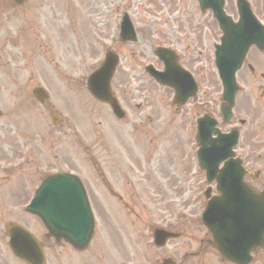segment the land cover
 Wrapping results in <instances>:
<instances>
[{
    "label": "rangeland",
    "instance_id": "374dc122",
    "mask_svg": "<svg viewBox=\"0 0 264 264\" xmlns=\"http://www.w3.org/2000/svg\"><path fill=\"white\" fill-rule=\"evenodd\" d=\"M74 1L79 4L77 10L71 6ZM117 1L131 14L132 22L139 33L134 46H124L128 56H122L121 66L113 80V87L122 105L131 114H137L135 108L141 104L144 97L160 96L165 99L167 96L163 91L155 90L142 74V67L151 59V49L160 45L161 41L167 44L171 41L168 34L160 33L161 29L164 31V28H171V35V30L175 31L172 27L177 26L181 31L192 33L191 41L195 42L193 46L199 51L193 64L199 68L208 66L210 69L211 53L204 54V46L207 44L206 41L201 43L200 35L194 30L192 16L183 11L179 14L180 19L178 18L176 5L179 6V0H132L125 3L121 0H30L29 3L33 4L31 13L24 16L17 14V25L11 19L9 24H5V29H0V157L5 152L4 145L17 143V165L20 163L17 171V214L21 221L25 216L22 209L44 176L57 172H72L79 175L85 183L97 221L90 255L95 254V246L101 247V242H104L105 250H100L99 254L110 256L112 264H153L156 259L160 261L165 257L180 261L186 250L183 249L184 242L181 240L172 241L169 247L162 251H153L150 232L146 228L147 217H128L120 223L118 233L114 231V216L97 206L99 201L103 209H107L110 200L106 199L108 197L102 189L98 190L100 184L89 162L82 157L83 151L90 149L92 156H86L95 157L98 161L103 159L100 151L104 146V133H108L109 124L102 114V109L99 110L90 103L84 87L81 89L83 82H80V79L85 75L89 62L93 60L90 63H95L94 58L100 55V45L111 35L114 20L112 3ZM252 1L256 7V0ZM44 5H48L51 18ZM57 8L62 9V16L56 15ZM193 15L196 16V13ZM156 18L159 21L154 24ZM56 21L62 25L61 29L55 28L59 26ZM21 24L24 28L32 27L25 33L33 47L35 43H42L41 50L34 47L36 50L31 55L34 64L32 69H28L26 63L24 65V41L18 36ZM15 34L17 44L13 39ZM208 42L216 41L210 39ZM42 45L46 47L43 48ZM128 66L129 72L126 70ZM204 73L200 71L198 74ZM74 76L78 78L77 84L80 88L74 86ZM34 85L48 91L50 98L46 108L49 111L32 99L31 91ZM130 91H133L132 98L127 95ZM52 110L58 113L60 119L57 126H53L49 120ZM171 153L164 158L172 160ZM2 175L0 173V176ZM3 183L0 181V185ZM1 196H6L5 189L0 188V198ZM168 202L172 204L168 211L173 213L176 209L175 203L183 207L188 199ZM18 216L17 221L20 220ZM26 220L27 227L37 235L35 229L42 231L38 221L29 217H26ZM126 224L128 225L125 231ZM186 231L189 237L198 238L197 236L202 235L198 229L188 228ZM111 234L122 239V243L112 246ZM192 245L188 249L194 252L196 243ZM2 254L4 255L3 250ZM184 264L219 263L207 252L201 253L194 260H187ZM253 264H264V252L256 257Z\"/></svg>",
    "mask_w": 264,
    "mask_h": 264
},
{
    "label": "flooded vegetation",
    "instance_id": "af4514ba",
    "mask_svg": "<svg viewBox=\"0 0 264 264\" xmlns=\"http://www.w3.org/2000/svg\"><path fill=\"white\" fill-rule=\"evenodd\" d=\"M178 18L180 19L179 16ZM191 19L193 21V18ZM175 27L179 29V27ZM178 33L189 32L179 29ZM181 38L177 39L175 44L182 48L184 57L178 60L182 66L192 68L191 60L193 59L191 57L197 53L193 46L195 42L189 41L190 36L184 40ZM249 59L253 61V64H247L239 75L242 84L247 88L246 93L242 92L245 98L244 102L246 104L253 103L254 107L252 110L250 108L241 110L242 105L239 104L237 113L234 110L231 120L232 124L240 123L242 120L239 118L247 115L246 117L254 126L251 134L256 143L257 156L255 160H252V150H249L248 154L245 150L244 134L241 135V143L236 151L243 168L247 167V169H250L251 165L256 162L264 161V60L260 55L254 56V54L249 55ZM206 82L208 83L209 79ZM210 84L211 82H209ZM251 94H253L252 97ZM218 100L219 97H215L212 89L209 88L206 92L198 94L194 100H188L185 104L175 108L176 130L181 138L186 133L188 144L192 143L191 138L195 133L197 119L202 116L215 117L219 108ZM219 130L221 133H225V127H219ZM178 156L176 163L167 161L156 147L149 148L146 152L141 149H129L126 152L125 160L121 159L118 153H113L111 168L113 169L114 184L116 188L122 191H115L112 194L116 196V199L132 197L134 189L140 185L155 198H174L177 200L186 198L187 196L184 195L193 189L191 168L195 162V154L191 155L187 151H183L181 142ZM260 173L264 175V170ZM116 194H121V196ZM13 210L17 211V208H13ZM47 251L51 253V259H54L58 254L53 247H48ZM0 264L4 263L0 262ZM7 264H17V260ZM50 264L55 263L51 262Z\"/></svg>",
    "mask_w": 264,
    "mask_h": 264
},
{
    "label": "water",
    "instance_id": "95a60500",
    "mask_svg": "<svg viewBox=\"0 0 264 264\" xmlns=\"http://www.w3.org/2000/svg\"><path fill=\"white\" fill-rule=\"evenodd\" d=\"M108 70L110 72L112 68L108 67ZM78 184L74 178L65 175L49 178L37 191L28 208L42 219L55 238L62 237L63 232L71 231L75 235L79 232L75 240L81 234L80 240H84V234L86 231L89 232L90 214ZM11 247L17 248V257L27 263L30 262L29 251L36 250L38 258L41 255L32 238L19 228H17V244L14 242ZM219 251L227 258L223 250Z\"/></svg>",
    "mask_w": 264,
    "mask_h": 264
}]
</instances>
